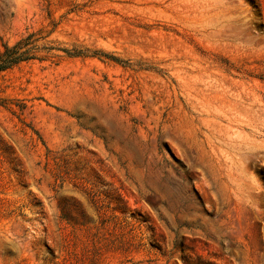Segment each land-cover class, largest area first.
Segmentation results:
<instances>
[{
    "label": "rangeland",
    "instance_id": "374dc122",
    "mask_svg": "<svg viewBox=\"0 0 264 264\" xmlns=\"http://www.w3.org/2000/svg\"><path fill=\"white\" fill-rule=\"evenodd\" d=\"M31 33L0 264H264V0H0V49Z\"/></svg>",
    "mask_w": 264,
    "mask_h": 264
},
{
    "label": "trees",
    "instance_id": "16d2710c",
    "mask_svg": "<svg viewBox=\"0 0 264 264\" xmlns=\"http://www.w3.org/2000/svg\"><path fill=\"white\" fill-rule=\"evenodd\" d=\"M33 37L34 34L31 33L24 38H20L13 45L2 43L0 49V73L11 69L19 63L37 59V48ZM104 56L109 58L106 55ZM110 58L113 59V57Z\"/></svg>",
    "mask_w": 264,
    "mask_h": 264
}]
</instances>
